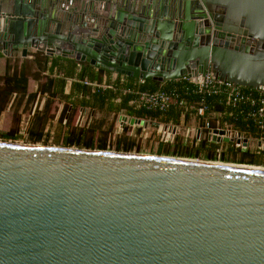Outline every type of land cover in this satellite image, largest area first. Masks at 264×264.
<instances>
[{
  "label": "water",
  "instance_id": "water-1",
  "mask_svg": "<svg viewBox=\"0 0 264 264\" xmlns=\"http://www.w3.org/2000/svg\"><path fill=\"white\" fill-rule=\"evenodd\" d=\"M31 50L264 87V0H0V53ZM212 162L0 140V264H264V169Z\"/></svg>",
  "mask_w": 264,
  "mask_h": 264
},
{
  "label": "trees",
  "instance_id": "trees-1",
  "mask_svg": "<svg viewBox=\"0 0 264 264\" xmlns=\"http://www.w3.org/2000/svg\"><path fill=\"white\" fill-rule=\"evenodd\" d=\"M29 55L30 58L6 57L4 69L0 73V121L4 111H8L10 115L8 130L0 133L2 140H17L22 134L19 132L22 128L20 126L22 118L27 116L30 121L26 130L27 140L46 144L49 141L44 132L46 124L55 118L53 111L56 110L57 104H61L57 116L58 127L52 141L63 147L107 150L110 149L107 137L113 131V119L120 113L164 125L178 126L186 124L192 118L193 108L202 101L210 111L219 115L220 125L229 126L247 139L264 141V124L261 127L250 116L257 108L259 98L258 93L252 88L240 87L242 99L234 103L228 100L224 90L216 94L200 93L193 83L184 80H169L162 84L143 80L139 83L138 79L129 77L120 81L118 75L112 81L113 90L92 89L88 83H109L111 72L95 69L72 59L48 56L39 51ZM68 81L70 84L66 92ZM30 83L35 86L32 92L28 90ZM124 88L129 91L121 94ZM156 90H163L169 94L170 102L166 109L150 111L143 108L135 109L129 105V101L139 92ZM180 102L184 105L180 106ZM86 108L90 110L89 124L84 127L74 126L73 122L79 110ZM211 123L215 125L214 121ZM126 131L127 127H124L122 134L115 141L114 150L123 152L139 150L135 140L128 137ZM218 146L205 137L193 139L189 144L186 139L175 135L173 141L158 142L155 154L264 166V149L256 147L241 151L234 143L227 142L223 150L217 154Z\"/></svg>",
  "mask_w": 264,
  "mask_h": 264
},
{
  "label": "built area",
  "instance_id": "built-area-1",
  "mask_svg": "<svg viewBox=\"0 0 264 264\" xmlns=\"http://www.w3.org/2000/svg\"><path fill=\"white\" fill-rule=\"evenodd\" d=\"M180 80L188 81L193 83L198 92L206 93V94H216L220 90H224L226 93L228 100L231 102H236L242 99V96L239 93V86L235 87L232 83L223 82L220 80L215 79L210 72H206L204 76L200 77L199 79L195 80L189 77H182ZM139 83L143 82V80H138ZM258 93V106L257 108L250 113L252 119H254L261 127L264 124V87L259 86L257 88H252ZM129 89H126L125 92H128ZM170 102L169 94H167L163 90H156V91H142L139 92L135 98L129 101V105H131L135 109H146L150 111L156 110H164L168 107ZM253 103V101H252ZM180 106H183L184 103L180 102ZM184 116L182 115V118ZM218 114L210 111L203 102H199L196 107L193 108V115L192 120L195 122V129H193L194 139L199 140L201 138H207L208 141L215 142L211 138L212 136H218L220 139V143H225L223 141L224 138L233 137L235 140L232 142L236 148H239L241 151H245L249 146L243 145V139L245 138L242 134L238 133L235 130H232L227 125H220L218 121ZM211 121L215 122V125H212ZM168 127V134L164 141H173L174 134L176 132H172L171 126L177 125H167ZM223 130L225 134L219 135L214 134L213 130ZM238 140V141H236ZM227 143V142H226ZM257 148L264 149V142Z\"/></svg>",
  "mask_w": 264,
  "mask_h": 264
},
{
  "label": "rangeland",
  "instance_id": "rangeland-1",
  "mask_svg": "<svg viewBox=\"0 0 264 264\" xmlns=\"http://www.w3.org/2000/svg\"><path fill=\"white\" fill-rule=\"evenodd\" d=\"M31 52L34 51H30L29 54ZM13 56L19 57V53L15 52L13 54ZM11 56V57H13ZM57 107H55V111L54 115L55 118L52 121H49L46 124L45 127V137L48 136V140L47 143H43V142H37V143H32L29 142L27 140V135H26V130H28V127L30 125V121L28 120L27 116H24L22 118V122L21 125L22 128L19 132H22V134L19 136V138L17 140H14L15 143H22V144H38V145H47V146H56V147H63L61 146L59 143H55L52 141L53 137H54V133L55 130L57 129V116L59 114V110L61 109L62 105L61 104H57ZM126 116L123 113H120L119 115H117L116 117H114L113 119V131L108 135L107 137V141H108V145L110 147V149H107V151H115L114 150V145H115V141L117 139L118 136H120L122 134V129L124 127H127V131H126V135L130 138H133L136 142V144L139 146V150H133L130 153H136V154H142V155H152V156H165V155H157L155 154V148L158 142L164 141V139H166V136L168 134V128H164V124L161 123H157L155 121H150L151 124H156L155 126L149 124L146 127H142V126H129L127 122L122 121L121 117ZM90 117H89V111L86 110L82 113H78L74 119L73 125L74 126H78V127H84L87 126L90 122ZM64 123V122H63ZM195 122L191 119L188 120V122L186 124H180L178 126H176V134L175 135H179L181 136L183 139H186L188 141V143H192L193 139H194V135H193V129H195ZM10 126V122L7 121L6 119H4L2 121V123L0 124V133L1 132H5L8 130ZM47 132H53L51 134H48ZM2 140V139H0ZM9 142H12L11 140H8ZM259 140L258 139H249V147L250 149L256 148L257 147V142ZM264 142V141H263ZM216 144H218V148L216 150V153L219 154L223 148H224V144H226V142L224 143H220V142H216ZM72 148H77V147H72ZM119 152H123V151H119ZM166 157H176V156H166ZM193 159V158H191ZM195 160H202V161H210V160H204V159H195ZM218 161V160H216ZM221 162V161H218ZM225 163H233V162H225ZM233 164H237V163H233ZM246 165H251V164H246ZM254 166H259V167H264L263 165H254Z\"/></svg>",
  "mask_w": 264,
  "mask_h": 264
},
{
  "label": "crops",
  "instance_id": "crops-1",
  "mask_svg": "<svg viewBox=\"0 0 264 264\" xmlns=\"http://www.w3.org/2000/svg\"><path fill=\"white\" fill-rule=\"evenodd\" d=\"M31 51H33V50H31ZM16 51H14V53H15ZM30 52V51H29ZM13 53V54H14ZM32 53V52H31ZM1 54V53H0ZM2 55V54H1ZM20 57V56H19ZM27 57H31L30 55H29V53H28V55H27ZM5 56H1L0 57V73L3 71V69H4V65H5ZM96 69V68H95ZM118 77V74H116V73H113V72H111V74H110V76H109V80H110V82L109 83H105V82H103V83H100V84H96V83H88L87 85H89L92 89H94V88H101V89H114L113 88V85H112V81H114L116 78ZM120 78V81H124L125 80V77H123V76H119ZM105 79V78H104ZM70 81H68V84H67V86H66V92L68 91V87H69V83ZM34 84L33 83H30L29 84V87H28V90L29 91H33L34 90ZM125 90H126V88H124L123 90H122V92H121V94H124V93H126L125 92ZM117 101V100H116ZM86 110H88V111H90L89 109H80L79 110V113H82V112H84V111H86ZM93 113V111H91V113L90 114H92ZM4 119H6L7 121H9L10 122V115H9V112L8 111H4L3 113H2V115H1V121H0V123H2V121L4 120Z\"/></svg>",
  "mask_w": 264,
  "mask_h": 264
},
{
  "label": "bare ground",
  "instance_id": "bare-ground-1",
  "mask_svg": "<svg viewBox=\"0 0 264 264\" xmlns=\"http://www.w3.org/2000/svg\"><path fill=\"white\" fill-rule=\"evenodd\" d=\"M136 154V153H135ZM155 156V155H154ZM186 161H199L195 159H188V158H183ZM213 164H220V165H230V166H236V167H244V168H254V169H264V167H259V166H254V165H246V164H233V163H225V162H212Z\"/></svg>",
  "mask_w": 264,
  "mask_h": 264
}]
</instances>
